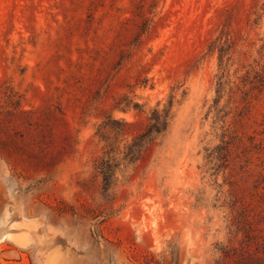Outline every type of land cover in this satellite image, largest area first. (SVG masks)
Masks as SVG:
<instances>
[{
  "label": "rangeland",
  "instance_id": "rangeland-1",
  "mask_svg": "<svg viewBox=\"0 0 264 264\" xmlns=\"http://www.w3.org/2000/svg\"><path fill=\"white\" fill-rule=\"evenodd\" d=\"M0 264H264V0H0Z\"/></svg>",
  "mask_w": 264,
  "mask_h": 264
},
{
  "label": "trees",
  "instance_id": "trees-1",
  "mask_svg": "<svg viewBox=\"0 0 264 264\" xmlns=\"http://www.w3.org/2000/svg\"><path fill=\"white\" fill-rule=\"evenodd\" d=\"M223 52V49H219ZM174 95H171L168 104L164 109L156 107L148 117L145 130L137 136L129 139V129L132 123L125 120H119L112 115L107 116L99 125L96 134L105 143L102 161L98 166L103 178L104 186H108L112 176L111 157L123 154L125 158L131 161L138 160L147 151L148 146L154 142L157 137L166 133L170 126L171 113L174 106ZM141 105L137 102L122 99L116 104V108L121 111H128L131 108L140 110ZM125 151L121 152V146ZM137 152L138 158H135Z\"/></svg>",
  "mask_w": 264,
  "mask_h": 264
}]
</instances>
